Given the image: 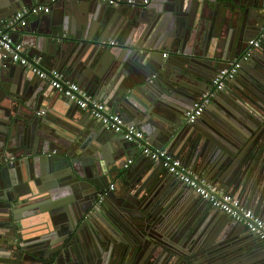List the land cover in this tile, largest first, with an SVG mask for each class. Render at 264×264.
<instances>
[{
    "label": "water",
    "instance_id": "95a60500",
    "mask_svg": "<svg viewBox=\"0 0 264 264\" xmlns=\"http://www.w3.org/2000/svg\"><path fill=\"white\" fill-rule=\"evenodd\" d=\"M51 1L0 0V18L51 4L14 41L145 138L126 142L0 64V264H264L245 224L142 154L166 150L264 220V41L242 78L185 119L264 27V0Z\"/></svg>",
    "mask_w": 264,
    "mask_h": 264
},
{
    "label": "built area",
    "instance_id": "2783aa9c",
    "mask_svg": "<svg viewBox=\"0 0 264 264\" xmlns=\"http://www.w3.org/2000/svg\"><path fill=\"white\" fill-rule=\"evenodd\" d=\"M54 1L52 0L51 2ZM99 1L109 6H114L118 2V0ZM126 3L133 8L146 7L149 5V0L140 2L137 0H127ZM51 6V4L35 3L31 6L22 7L13 16L1 23L0 64L6 66L10 63L25 68L38 79L52 87L58 94L66 98V100L75 104L79 109L90 112V116L99 121L106 130L116 134H122L126 142H142L145 135L136 126L126 124L119 115L107 110L103 102L97 100L91 92L83 89L79 84L67 78L65 73L58 70H45L41 59L37 57L28 58L25 55L23 45L20 42L16 43L14 41L12 34L16 33L20 28H25L31 18L50 14L52 11ZM263 41L264 27L248 43L245 53L217 74L213 81L212 90L203 95L186 112L185 119L188 123H195L203 115L207 107L211 104L212 99L224 90L226 83L236 78L239 71L249 63L252 53L261 46ZM164 56L166 55L164 54ZM42 114L44 112L40 113V115ZM55 154L56 151H53L48 154V157ZM142 154L154 163H161L168 174L195 191L202 199L208 201L209 204L228 215L232 220L245 224L250 234L264 243V220L255 211L245 207L238 199L218 187L214 182L207 181L205 178L193 173L183 161L170 155L166 150L145 146L142 147ZM112 190H114L113 184L110 185L106 192ZM103 200L104 196H100L97 205Z\"/></svg>",
    "mask_w": 264,
    "mask_h": 264
},
{
    "label": "crops",
    "instance_id": "0c3cea01",
    "mask_svg": "<svg viewBox=\"0 0 264 264\" xmlns=\"http://www.w3.org/2000/svg\"><path fill=\"white\" fill-rule=\"evenodd\" d=\"M48 4V3H47ZM3 8H5V6H3ZM36 20H37V18H31L30 19V22L32 23V25H35L36 24ZM5 20L4 19H1L0 18V25H1V23L2 22H4ZM20 43L21 44H23V40H22V37H21V39H20ZM165 55H167L166 53H165ZM30 74V73H29ZM30 75H33V74H30ZM66 76H67V74H66ZM69 76V75H68ZM67 78H69V77H67ZM71 80V79H70ZM36 81H42V80H36ZM41 83H44L43 81L41 82ZM45 85H47V84H45ZM49 86V85H48ZM82 88H84L82 85H80ZM50 87V86H49ZM51 88V87H50ZM225 90V89H224ZM57 95V99L59 100L60 98L61 99H63V101L64 102H66L68 105H70V106H72V107H76L75 106V104H73V103H71L69 100H66V98H64L63 96H59V94H56ZM94 96V95H93ZM60 97V98H59ZM95 97V96H94ZM97 100H99L97 97H95ZM100 101V100H99ZM43 110H46V109H43ZM42 112H45V113H47L48 115H49V113L47 112V110L46 111H41L40 113H42ZM83 111L82 110H78V112H76L77 114H80V113H82ZM39 113V114H40ZM69 114V112H67V114H66V116ZM76 114V115H77ZM92 117V116H91ZM75 119H80V118H78L77 116H75ZM93 119V118H92ZM95 120V119H94ZM96 121V120H95ZM170 183H172V180H170V182H169V184ZM166 184V183H165ZM226 215V214H225ZM23 233H25V232H23ZM247 233H250L249 232V230L247 229ZM252 235V234H251ZM255 239H257V238H255Z\"/></svg>",
    "mask_w": 264,
    "mask_h": 264
},
{
    "label": "flooded vegetation",
    "instance_id": "af4514ba",
    "mask_svg": "<svg viewBox=\"0 0 264 264\" xmlns=\"http://www.w3.org/2000/svg\"><path fill=\"white\" fill-rule=\"evenodd\" d=\"M239 72H240V71H239ZM238 78H239V79L242 78V77H241V74H239V73H238V75L236 76V78L234 79V81H235L236 79H238ZM224 89H225V88H224ZM223 91H224V90H223ZM223 91H221V92H223Z\"/></svg>",
    "mask_w": 264,
    "mask_h": 264
},
{
    "label": "clouds",
    "instance_id": "9594fccd",
    "mask_svg": "<svg viewBox=\"0 0 264 264\" xmlns=\"http://www.w3.org/2000/svg\"><path fill=\"white\" fill-rule=\"evenodd\" d=\"M149 3H150V2H149ZM224 88H225V87H224ZM219 93H220V92H219ZM204 113H205V112H204ZM204 113H203V114H204ZM198 119H199V118H198ZM198 119H197V120H198ZM196 122H197V121H196ZM196 122H195V123H196Z\"/></svg>",
    "mask_w": 264,
    "mask_h": 264
}]
</instances>
